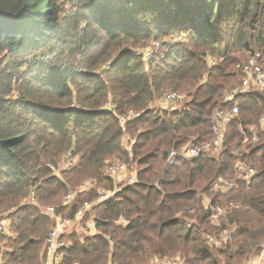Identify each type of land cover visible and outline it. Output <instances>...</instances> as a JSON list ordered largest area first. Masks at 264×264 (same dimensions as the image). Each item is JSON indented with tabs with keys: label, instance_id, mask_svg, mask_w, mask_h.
I'll return each mask as SVG.
<instances>
[{
	"label": "trees",
	"instance_id": "trees-1",
	"mask_svg": "<svg viewBox=\"0 0 264 264\" xmlns=\"http://www.w3.org/2000/svg\"><path fill=\"white\" fill-rule=\"evenodd\" d=\"M57 1L0 0V219L10 230L0 264H43L53 225L45 209L72 218L101 189L117 190L85 213L93 234L59 236L60 264L247 261L264 245V130L256 142L250 133L264 88L238 99L219 154L166 161L171 149L210 139L211 112L229 107L224 95L256 51L264 69V0H63V10ZM169 92L184 110L158 108ZM237 149L258 173L230 192L213 189L217 177H234ZM69 154L71 167L50 169ZM112 159L134 164L137 182L116 184ZM85 179L94 187L78 191ZM32 192L36 204L25 201ZM203 196L233 202L220 226ZM226 227L230 239L210 245L206 236Z\"/></svg>",
	"mask_w": 264,
	"mask_h": 264
},
{
	"label": "built area",
	"instance_id": "built-area-1",
	"mask_svg": "<svg viewBox=\"0 0 264 264\" xmlns=\"http://www.w3.org/2000/svg\"><path fill=\"white\" fill-rule=\"evenodd\" d=\"M173 43L180 41V36L173 37ZM169 47V46H166ZM159 43L156 42L153 46L147 51L146 59L149 58L158 50ZM261 52L256 51L254 56L247 59L240 69V80L236 87L232 88L229 92L224 95V102L229 106L226 109L218 110L215 109L210 114L211 121V137L208 141L202 145H188L180 149H171L167 156V165H172L177 161H189L198 157L202 152L208 151L211 155L216 156L219 154L222 149L223 137H224V128L229 123L233 122L236 119L239 112V98L242 96L254 92L259 89L264 88V69L262 65L258 62L261 56ZM179 100L178 95L175 92H169L165 95V102L171 104L169 106H163L164 109H178L184 110L185 107L181 104H177ZM107 108H111V105L108 104ZM131 116H136V114L130 112L127 117H120L122 122H125ZM127 118V119H126ZM257 131L250 129L251 140L256 142L258 140L257 133L261 130H264V116H261L258 121ZM239 131L245 133L244 128L239 126ZM248 136L245 135L243 143L247 140ZM240 149L234 151L233 155L238 156L233 166L234 177L228 178L225 176L217 177L213 182V189L218 190L222 193L230 192L235 189L238 182H248L258 173L256 167L249 161H245L240 158ZM74 161L70 158V154L66 155V158L61 160L59 164L62 166L58 168L54 165H49L50 169L54 172L59 173L60 170L67 167H71ZM135 165H130L125 162H111L106 166V171L108 174L114 177L117 183L133 184L137 182L134 172ZM122 175L123 177H121ZM91 188L94 187V182L87 181L84 183L81 188ZM117 189L112 191L100 190L98 197L91 201L85 202L83 205L76 211L75 215L72 218H68L63 215H56L52 207H47L45 212L51 216L53 225L49 232L47 233L45 240V258L43 264H60L62 259V254L57 252L58 249L64 246V243L59 240V236L64 234L67 230L75 229L83 237L90 236L95 232L96 222L94 218L85 219V211L89 210V206L92 204H100L101 202L106 201L111 198ZM75 193H69L66 195V199H73ZM202 200L208 206L209 209V220L212 225L220 226L223 223V220L226 218L228 212H230L234 205L232 201H229L226 206L223 204H212L209 202L208 198L203 196ZM27 203L36 204L34 193L32 192L29 197L25 200ZM205 205V206H206ZM9 220L0 219V237L10 235L9 230ZM232 228H224L218 235H209L206 236L207 241L212 246H220L224 241H228L232 235ZM0 239V256L3 252V245L1 244ZM149 264H182V260L178 257H156L149 262ZM242 264H264V245L247 261Z\"/></svg>",
	"mask_w": 264,
	"mask_h": 264
},
{
	"label": "rangeland",
	"instance_id": "rangeland-1",
	"mask_svg": "<svg viewBox=\"0 0 264 264\" xmlns=\"http://www.w3.org/2000/svg\"><path fill=\"white\" fill-rule=\"evenodd\" d=\"M62 1H63V0H59V1H57V4H56L57 8L62 9V10H63V9H68V7H67L66 5H62V3H63ZM170 41H171V37H168V38H166L164 41H162V42H159V41H158V42H159L160 45H163V44H162L163 42L168 43V42H170ZM259 91H260V89H259ZM165 95H166V94H165ZM165 95H164V98L162 97V98H160V99L156 102L158 108H161V109H162L163 106H169V105H171V104L165 102ZM111 162H119V161H118V160H114V159H112V160L108 161L107 164H108V163H111ZM61 166H62V165L59 164V165H58V168H60ZM120 176L123 177L122 175H120ZM113 178H114V177H113ZM87 181H88V180L85 179V181H84L83 183H81V185H80L79 188H78V191H79V190H85V189L87 188V187H86V188H83V187L81 188V186H83L84 183L87 182ZM115 183L117 184V182H115ZM121 183H123V181H122ZM91 188H93V187H91ZM85 213H88V214H89L90 212H89V210H86ZM85 219H86V218H85ZM2 220H3V219H2Z\"/></svg>",
	"mask_w": 264,
	"mask_h": 264
}]
</instances>
